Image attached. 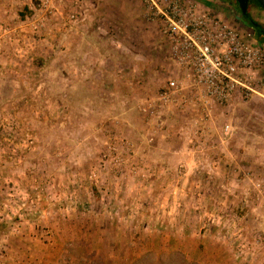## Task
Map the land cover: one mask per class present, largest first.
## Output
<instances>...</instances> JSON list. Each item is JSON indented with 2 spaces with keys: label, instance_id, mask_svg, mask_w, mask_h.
Listing matches in <instances>:
<instances>
[{
  "label": "rangeland",
  "instance_id": "obj_1",
  "mask_svg": "<svg viewBox=\"0 0 264 264\" xmlns=\"http://www.w3.org/2000/svg\"><path fill=\"white\" fill-rule=\"evenodd\" d=\"M104 1L0 0V264H264V70L205 119L164 105L161 20Z\"/></svg>",
  "mask_w": 264,
  "mask_h": 264
},
{
  "label": "built area",
  "instance_id": "obj_2",
  "mask_svg": "<svg viewBox=\"0 0 264 264\" xmlns=\"http://www.w3.org/2000/svg\"><path fill=\"white\" fill-rule=\"evenodd\" d=\"M141 2L150 17L161 20L174 62L192 76L169 79L159 96L161 103L180 101L184 107L189 101L202 109L205 119L214 107H229L239 94L254 91V74L264 70L263 43L248 40L222 15L198 1ZM216 7L221 9L220 4ZM229 129L226 125L225 131Z\"/></svg>",
  "mask_w": 264,
  "mask_h": 264
},
{
  "label": "crops",
  "instance_id": "obj_3",
  "mask_svg": "<svg viewBox=\"0 0 264 264\" xmlns=\"http://www.w3.org/2000/svg\"><path fill=\"white\" fill-rule=\"evenodd\" d=\"M117 1H119V0H105L104 1V8H107V7H112V8H116V7H118V8H120L121 9V11L122 12H125V9H128L125 5H127L126 3H124V0H123V2H122V5H118L116 2ZM116 6V7H115ZM138 9V8H137ZM140 10V9H139ZM148 15L147 16H145L144 14H142L143 16H141L140 18H139V14L138 15H135L134 16V23H137V24H145L144 26H148L149 27V31L148 32H150L149 34H153L154 32L156 33V37H158V33H157V28L154 26L155 24H153V22H151L152 20H151V18H150V16H149V13H147ZM141 19V20H140ZM120 20H121V18H120ZM125 20H128V19H126L125 18ZM150 20V21H149ZM141 21H143V23L141 22ZM156 28V29H155ZM149 34L147 35V39H149ZM164 37V36H163ZM159 38V37H158ZM168 51H169V48H168ZM170 57V59H171V61H172V58H171V56H169ZM173 62H174V60H173ZM175 63V62H174ZM170 66V65H169ZM176 67H178V66H176ZM179 68V67H178ZM170 69V68H169ZM183 73V74H182ZM186 73H185V71H183V70H181V68H180V78L181 77H184V76H186L185 78L186 79H190V78H192V76L190 75H185ZM263 83H264V80H263Z\"/></svg>",
  "mask_w": 264,
  "mask_h": 264
},
{
  "label": "trees",
  "instance_id": "obj_4",
  "mask_svg": "<svg viewBox=\"0 0 264 264\" xmlns=\"http://www.w3.org/2000/svg\"><path fill=\"white\" fill-rule=\"evenodd\" d=\"M228 1L231 2V3H235L237 5V7L239 8V11L241 12V9L239 7V4H238V2L236 0H228ZM253 3H256L261 9H263L261 7V5H260V0H250L249 1L248 14L245 16L241 12V17H242L243 21L246 24H248L250 27L253 28V30L256 33V39L258 41H260V42H264V26L253 17V14L251 12V5ZM184 260L187 262L186 259H184Z\"/></svg>",
  "mask_w": 264,
  "mask_h": 264
},
{
  "label": "water",
  "instance_id": "obj_5",
  "mask_svg": "<svg viewBox=\"0 0 264 264\" xmlns=\"http://www.w3.org/2000/svg\"><path fill=\"white\" fill-rule=\"evenodd\" d=\"M236 1L239 4L242 14L246 16L248 14L250 0H236ZM260 5L264 9V0H260Z\"/></svg>",
  "mask_w": 264,
  "mask_h": 264
}]
</instances>
